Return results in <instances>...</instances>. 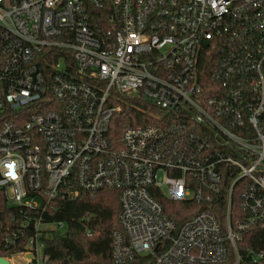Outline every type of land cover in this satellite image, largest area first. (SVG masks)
<instances>
[{"label":"built area","instance_id":"built-area-1","mask_svg":"<svg viewBox=\"0 0 264 264\" xmlns=\"http://www.w3.org/2000/svg\"><path fill=\"white\" fill-rule=\"evenodd\" d=\"M130 97L159 113L115 135ZM6 109L7 200L45 210L59 196L117 190L115 264L264 257L238 248L264 229V0H0ZM162 194L200 206L178 225ZM27 224L33 234L13 256L49 264L41 237L65 223Z\"/></svg>","mask_w":264,"mask_h":264},{"label":"trees","instance_id":"trees-1","mask_svg":"<svg viewBox=\"0 0 264 264\" xmlns=\"http://www.w3.org/2000/svg\"><path fill=\"white\" fill-rule=\"evenodd\" d=\"M205 59L208 64L212 63L208 57ZM157 113V108L145 100L127 98L122 111L113 121L115 135H119L128 124L154 122ZM10 117L7 109L0 110V128ZM158 198L165 206L166 214L178 225L191 218L200 206L192 201H171L163 194ZM120 210L119 194L115 189L103 188L95 193L82 191L75 198L59 196L49 201L44 210L10 205L4 190L0 188V256L11 257L24 250L33 234L27 221L42 219L45 222L65 223L63 232L44 230L41 237L45 252L50 255L49 264H115L113 241L115 230L121 227ZM216 214L224 220L225 209ZM238 248L243 255L251 249L264 252V229L247 232L238 242ZM240 264L256 263L245 257ZM257 264H264V257Z\"/></svg>","mask_w":264,"mask_h":264},{"label":"rangeland","instance_id":"rangeland-1","mask_svg":"<svg viewBox=\"0 0 264 264\" xmlns=\"http://www.w3.org/2000/svg\"><path fill=\"white\" fill-rule=\"evenodd\" d=\"M8 203L10 204V205H14V203L12 202V201H8ZM35 203L37 204V205H39V204H41V201H40V199H35ZM39 254H40V257H41V255H42V249L40 248L39 249ZM13 258V262H14V264H22L21 262V259L19 258V257H17V256H13L12 257Z\"/></svg>","mask_w":264,"mask_h":264},{"label":"water","instance_id":"water-1","mask_svg":"<svg viewBox=\"0 0 264 264\" xmlns=\"http://www.w3.org/2000/svg\"><path fill=\"white\" fill-rule=\"evenodd\" d=\"M31 227H33V224H31ZM0 264H10L7 258L4 256H0Z\"/></svg>","mask_w":264,"mask_h":264},{"label":"bare ground","instance_id":"bare-ground-1","mask_svg":"<svg viewBox=\"0 0 264 264\" xmlns=\"http://www.w3.org/2000/svg\"><path fill=\"white\" fill-rule=\"evenodd\" d=\"M9 263L12 264L11 261H9Z\"/></svg>","mask_w":264,"mask_h":264}]
</instances>
